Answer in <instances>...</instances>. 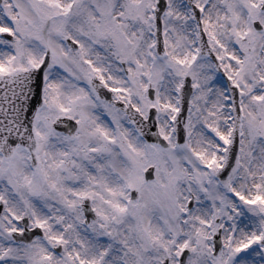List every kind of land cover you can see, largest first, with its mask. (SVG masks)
<instances>
[{
  "label": "snow or ice",
  "instance_id": "1",
  "mask_svg": "<svg viewBox=\"0 0 264 264\" xmlns=\"http://www.w3.org/2000/svg\"><path fill=\"white\" fill-rule=\"evenodd\" d=\"M0 264H264V0H0Z\"/></svg>",
  "mask_w": 264,
  "mask_h": 264
}]
</instances>
